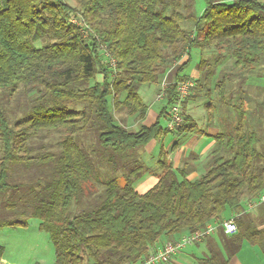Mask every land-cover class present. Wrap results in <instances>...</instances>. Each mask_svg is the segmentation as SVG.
Masks as SVG:
<instances>
[{
  "label": "trees",
  "instance_id": "obj_1",
  "mask_svg": "<svg viewBox=\"0 0 264 264\" xmlns=\"http://www.w3.org/2000/svg\"><path fill=\"white\" fill-rule=\"evenodd\" d=\"M73 1L0 0V228L39 219L54 264H133L162 238L175 242L231 213L237 232L217 229L226 254L214 239L195 264H229L244 240L264 249V228L247 213L235 216L264 194V99L253 107L242 95L232 106L224 100L232 75L264 67V0H199L200 9L198 0ZM193 52L198 69L208 68L205 79L218 76L208 123L218 104L230 106L232 119H218L198 178L189 179L187 162L176 168L162 156L158 182L139 193L136 182L151 171L141 150L197 129L184 112L175 131L162 124L190 78ZM175 66L160 114L147 125L140 86L158 84ZM122 110L137 131L117 119ZM4 253L0 244V260Z\"/></svg>",
  "mask_w": 264,
  "mask_h": 264
},
{
  "label": "rangeland",
  "instance_id": "obj_2",
  "mask_svg": "<svg viewBox=\"0 0 264 264\" xmlns=\"http://www.w3.org/2000/svg\"><path fill=\"white\" fill-rule=\"evenodd\" d=\"M65 1L69 2L73 6L75 5L73 0H65ZM200 5L201 4L198 0L197 2L198 9H200ZM193 54L194 55H192L193 58L191 59L189 66L184 70V74L190 75V78H188L186 81H183L189 83L188 88L186 89V91L188 92L185 98L190 97L188 99V101H191L188 106V111L197 120V122L195 120L194 121L197 124H199V130H207V123L211 119H209L208 111L206 109V103L209 101V99L210 100L213 99V101L217 99L216 91H215V82L218 76H215L211 81L205 79L206 71L208 68L199 70L198 62L200 61L201 55L198 52L196 53L193 52ZM202 56L205 59H209L213 57L212 52H210L209 50H205ZM186 59L187 58H185V60ZM185 60H183V62ZM222 63H223L221 65L222 69H223V65L224 67L226 66V68L223 69L224 71L228 72L231 70L230 62L227 59L223 60ZM193 70L197 71L194 76L191 75L193 74ZM259 74L260 76H258ZM101 78L102 75L99 74V79ZM162 79L160 81L161 84L157 88L158 91L157 94L155 92V88H156L155 84H142L139 89L140 95L142 96V98L146 103H150L151 100L154 98H155L154 101L159 100L156 105V109L159 107L160 103L161 105L163 104L162 99L164 100L169 84L170 82H172L171 80H168V78L165 80ZM172 79L174 78L172 77ZM147 86H149L148 87L149 90L145 89V87ZM208 90H210L209 94L207 93ZM159 94H162L161 98H159ZM238 95H242L243 97H246L247 99L246 101H250L249 105L251 107H253L258 102H262V100L264 99V67H261V69L258 70V73L253 75H249V74L236 75L235 73V75L231 76L228 82V87L226 88V97L224 98V100L227 103H231L230 106H232L233 104H237L234 103V101L239 99L237 98ZM15 104H16L15 101H11L10 103L11 111L15 110ZM230 106L229 105L227 106L225 104L224 105L218 104L217 107L220 108V111L213 112V119H215V121L218 123H219L218 121L219 118H222L223 120H227L228 122L231 121L233 114L232 116L229 114L225 115L226 108L229 109ZM181 109L182 112L186 113V107H182ZM16 114L19 113L16 112ZM116 116L119 121H121L126 125L129 123L133 124L132 128L137 126V123H134L136 122L135 118L129 116L127 113H125L124 110H122L121 112H116ZM168 118L162 119V124L164 127H167ZM197 130L198 129H196V131ZM179 137L180 135L174 136L173 134L170 133L167 134V136H165L164 138L158 139L157 141H160L159 146H157L156 144L157 148L155 149V151L148 155L144 154L143 149L141 150V154L143 155L147 163V166L151 168V171L147 175H153V176L156 175L158 177L157 173L160 172L158 168V160L162 158V156H165L167 159L168 158L171 159L174 156L173 152L175 150L172 148L170 149L165 148V150L167 151L163 153V155H161V145L162 146L164 145L166 147L167 146L172 147L174 142L176 143L178 140H180ZM180 147L182 149V146L179 145L177 147L178 150L180 149ZM185 150L188 151V148ZM186 160L189 161L188 163L189 167L192 168V166H194V164H192L194 159H190L188 157ZM202 166L203 165H201L200 167ZM205 171H206V167L202 171V173H204ZM201 174L197 175V177L193 179L198 178ZM117 176L120 178L121 182H124V177L121 174H117ZM147 188L148 187L145 188L142 187L143 190H147ZM1 196L2 195H0V205L3 200V197ZM39 224H40L39 219L30 216L28 217L27 226H12V227L7 226L0 228V244L5 246V253H4V258L6 259L5 264H34L35 262H40L41 264L55 263V248L53 242L49 234L40 229ZM215 240L218 242L217 245L218 249L222 252L223 255H225L226 253L223 242L218 237ZM209 242L212 243L211 240H209ZM203 256H205V254ZM256 256L264 257V253L262 252V249L259 246L257 247L249 244L248 242H244L238 254L237 262H241L244 264L246 263L247 260H251L252 258L256 259ZM175 261L176 260L173 261V264H175ZM261 263L264 264V260H260V264ZM176 264H193V260H191L190 263H188L186 260H181V261L179 260V262H177Z\"/></svg>",
  "mask_w": 264,
  "mask_h": 264
},
{
  "label": "crops",
  "instance_id": "obj_3",
  "mask_svg": "<svg viewBox=\"0 0 264 264\" xmlns=\"http://www.w3.org/2000/svg\"><path fill=\"white\" fill-rule=\"evenodd\" d=\"M185 58L186 57H184L183 60H185ZM183 60L181 62H183ZM176 69H177L176 66L173 67L172 69H170L166 73V75L163 77L162 80H165V79L168 78V80L172 81L173 80L172 77L173 78L175 77ZM196 72H197L196 70H193V74H191V75L194 76L196 74ZM160 84H161V82H159L158 84H155L156 85V88H155L156 94L158 93L157 88L159 87ZM148 87L149 86L145 87V89L149 90ZM152 89H153V87H152ZM154 99H152L150 103H147V104H149V112H148V116H147V118L145 120V124H147V125H150L153 122H155V120L158 118V116L160 114V111H161V108L163 106V104L161 105V103H160L159 107L156 109V105H157L159 100L158 101H156V100L154 101ZM162 102H163V99H162ZM190 102L191 101H188L187 104H186V114L191 115V117L197 122L195 117L188 111V106H189ZM134 123H137V126H136L137 128L136 127L132 128L133 124H130V123L127 124V126L130 129H132L133 131H137L138 127H139V124H138L137 121L134 122ZM212 123L213 124L207 123V130L208 131L207 130H199V124H197V129L200 132L198 130L197 131L193 130V131H188V132L182 133L180 135V137H179L180 140H178L179 141V145L182 146V149H181V147H180L179 150H178V148H175V150L173 152L174 156L171 159L168 158L169 160L172 161L174 167H176V168L179 167V166H182L185 162L189 163V161H188L189 159L186 160L188 157L190 159H194L193 162H192V164H194V166H192L193 170L190 172V174L188 176L189 179H193V178L197 177V175L202 173V171L206 167V163L208 161L209 154H210L211 150L213 149V147L215 146V143H216L215 135L218 133L219 128L217 126L218 122H216L215 119L212 120ZM156 144H157V146H159L160 141H157V139L152 140L145 147L144 154L148 155V154L154 152L155 149L157 148ZM165 148L170 149L172 147H170V146L166 147L164 145L163 146L161 145V153H165L167 151V150H165ZM187 148H188V151L185 150ZM200 164L203 165V166L200 167L201 166ZM157 182H158V177L156 175L153 176V175L145 174L141 179H139L136 182L135 188H136V190L139 193H145L150 188H152ZM142 187H144V188L148 187V188H147V190H143ZM251 203L252 202H250V203L249 202H245L243 210L240 213L235 214V216L239 217V216L244 215V214L247 213L248 215H250V217H252V219L258 225L259 228H264V204L251 206ZM227 216H228L227 218H229V217L232 216V214L229 213ZM213 224H218V223L215 222ZM217 235H218V230L215 231L214 233L210 234V236L207 237L206 239H204L203 241L187 245L181 252H179L178 254L173 256L170 261H168L166 263H161V264H173L174 260H176L175 264L177 262H179V260L180 261L181 260H186L188 263H190V261L193 260V264H194L198 257H201L204 254L205 255L207 254V252L209 251V243H211V242H209V240H211L212 243H214L215 242L214 239H216L218 237ZM183 236L184 235L182 234V235L178 236V238H181ZM168 241L169 240H167V239H163V240L159 241L156 244V248L157 249L162 248ZM244 242H248L249 244L257 246V247L259 246V245L252 244V243H250L247 240H244ZM261 249H262V252L264 253V249L263 248H261ZM239 252L230 259L229 264H237V263L238 264H243L241 262H237V257H238ZM5 260L6 259L3 256V258L0 260V264H5V262H6ZM260 260H264V257L256 256V259L252 258L251 260H247L246 263H244V264H260ZM248 261H250V262H248ZM261 264H263V263H261Z\"/></svg>",
  "mask_w": 264,
  "mask_h": 264
},
{
  "label": "built area",
  "instance_id": "obj_4",
  "mask_svg": "<svg viewBox=\"0 0 264 264\" xmlns=\"http://www.w3.org/2000/svg\"><path fill=\"white\" fill-rule=\"evenodd\" d=\"M189 83L183 82L179 86V95H178V104L172 106L170 108L169 118L167 120V128L169 130L175 131L178 127H180L184 118L182 115V107L181 102L185 99L187 95L186 89L188 88ZM162 94H159V98H161ZM259 204H264V194L257 199L255 202L251 203V206H256ZM222 226L224 232L228 235L234 234L238 230L237 223L234 217L228 218L224 220L222 223L218 224H209L205 229L197 230L194 233L184 235L181 239L175 242H167L162 248L157 249L140 263L133 264H161L166 263L171 260L173 256L181 252L187 245L194 244L200 242L205 239L210 234L217 231V229Z\"/></svg>",
  "mask_w": 264,
  "mask_h": 264
},
{
  "label": "bare ground",
  "instance_id": "obj_5",
  "mask_svg": "<svg viewBox=\"0 0 264 264\" xmlns=\"http://www.w3.org/2000/svg\"><path fill=\"white\" fill-rule=\"evenodd\" d=\"M262 195V194H261Z\"/></svg>",
  "mask_w": 264,
  "mask_h": 264
}]
</instances>
